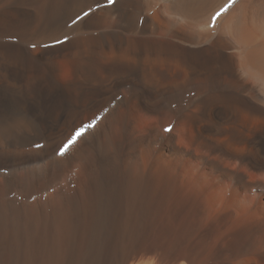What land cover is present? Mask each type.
I'll list each match as a JSON object with an SVG mask.
<instances>
[{
	"label": "bare ground",
	"instance_id": "bare-ground-1",
	"mask_svg": "<svg viewBox=\"0 0 264 264\" xmlns=\"http://www.w3.org/2000/svg\"><path fill=\"white\" fill-rule=\"evenodd\" d=\"M0 264H264V0H0Z\"/></svg>",
	"mask_w": 264,
	"mask_h": 264
},
{
	"label": "snow or ice",
	"instance_id": "snow-or-ice-1",
	"mask_svg": "<svg viewBox=\"0 0 264 264\" xmlns=\"http://www.w3.org/2000/svg\"><path fill=\"white\" fill-rule=\"evenodd\" d=\"M109 3H110V4L115 3V0H109ZM57 42L59 43V41H57ZM33 47H34V45H33ZM89 127H92V125H89ZM83 131H84L83 129L77 131L76 134H75V136H74L71 140H69L67 144H65V145L63 146V148L60 150V153H59V154L63 155L64 152L68 149V147H69L72 143L75 142L76 138L79 137V136H81V135L83 134ZM166 131H171V129H166Z\"/></svg>",
	"mask_w": 264,
	"mask_h": 264
}]
</instances>
